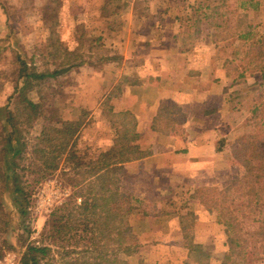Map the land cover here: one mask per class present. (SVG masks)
I'll return each mask as SVG.
<instances>
[{"label":"crops","instance_id":"obj_1","mask_svg":"<svg viewBox=\"0 0 264 264\" xmlns=\"http://www.w3.org/2000/svg\"><path fill=\"white\" fill-rule=\"evenodd\" d=\"M122 1L127 9L110 15L119 20L117 27L107 23L96 29L107 55L101 68L90 66L86 94L71 106L90 117L107 98L110 111L129 116L133 125V137L116 142L133 146L139 155L117 166V189L129 199V226L141 249L126 258L139 264L147 259L195 264L196 247L212 264L214 255L226 250L227 234L215 207L202 198L228 192L245 178L237 157L248 143L235 135L248 132L249 123L240 120L238 102L254 101L245 111L258 122L255 134L264 132V69L236 78L227 70L229 60L218 57L219 43L208 25L195 29L183 13L173 17L186 20L182 25L167 26L165 1ZM204 31L201 41L196 34ZM252 87H258L256 97ZM82 127L79 146L95 149V157L117 141L101 122Z\"/></svg>","mask_w":264,"mask_h":264},{"label":"rangeland","instance_id":"obj_2","mask_svg":"<svg viewBox=\"0 0 264 264\" xmlns=\"http://www.w3.org/2000/svg\"><path fill=\"white\" fill-rule=\"evenodd\" d=\"M163 1L166 2L164 4L166 7L163 5L162 7L167 9L168 21L165 23L167 26L182 25V22L186 20L180 19V21L173 17L185 13L186 19L190 20L188 25H193L195 29H201L203 25H208L211 28V38L219 43L217 55L219 58L229 60L226 66L227 70L236 78L241 72L246 73L250 69H254V65L250 66L248 62L251 54L255 53L256 57L259 50L263 52L260 63L262 60L263 62L259 65L264 66V0H183L184 4L178 3L179 0ZM153 5L156 4L153 2ZM214 6L219 7L217 13L222 16V21H227L229 28L225 26L226 23H222L225 25L220 27L221 29L214 26V22L220 24L216 18L212 19V16L217 15L211 13L210 9ZM138 8L142 12L145 4L139 3ZM125 9L127 6L122 0L119 3L117 0H102V2L101 0H0V130L3 129L4 134L10 130L4 121L3 106L12 94L18 75L19 67L16 55H20L21 60L33 66L39 73L57 72L53 78L32 81V85H22L23 78L18 82L19 87H24L15 101L28 98L38 105L34 111L35 115L32 116V122L28 125H19L21 131L19 136L24 147L21 153L14 158L17 164L15 172L18 175V184L29 198L25 216L20 214V207L16 204L6 202L4 212L7 215L8 226L3 233H0V261L6 258L9 264H21V257L27 245L46 248L43 256L38 255L39 264H64L70 257L77 255L80 257L83 254L85 257H96L97 252L89 245L87 246L86 242L74 245V241L77 239L74 236L71 238V235H75L74 231L65 230L55 235L53 228L62 223H58L56 219L65 213V211H56V207L67 203L66 208L70 209L74 205V200L76 205L80 203L77 201L79 197L75 193L81 188L82 183L79 181L82 177L75 174L78 170L74 168L75 164L81 166L82 163H87L90 158L95 157L97 153L93 148L84 149L83 146H79L78 139L82 126L93 120L101 122V128L105 124L104 128L113 137L112 140H117L113 144L133 137L132 131L129 130L130 119L117 117L116 114H113L109 109L107 98H103L99 109L90 117L87 111H84L86 115H82L80 111L71 106L79 104L82 93L86 94V80L91 78L90 66L101 68V60L107 55V49L101 47L100 40L99 43L95 42L97 27L102 28L107 23L111 27H117L119 20L116 17L110 18V15L114 13L117 15V11L121 12ZM208 15H211L209 20L206 19ZM239 20L242 21V26L238 25ZM55 21L57 23L53 24ZM236 24L239 27H236ZM246 24L251 26L252 36L244 41L238 38V34L244 31ZM205 35L204 31L202 35L197 33L196 37L202 41ZM64 49H67L70 54L67 55ZM65 58L71 60L73 65L59 66ZM251 60H254V63H259L258 58ZM79 63L80 66L76 65ZM252 89L253 92L250 95L256 97L258 87H252ZM251 102L254 101L245 99L238 102L241 111H243L240 114V120L245 118L249 125L248 132L239 135L236 133L237 138L235 139H246V143H248V137L251 134L258 133L260 130V127H256L257 120L255 118H251V120L250 114L245 111L251 108ZM69 108L74 110L70 114L68 113ZM60 119L61 121H80L81 125L78 127L74 150L77 158L69 161L66 159L69 156L61 158L59 168L50 172L44 169L38 153L34 149L38 145L37 137L40 131ZM20 121H23V118ZM50 136L55 137L54 134H50ZM101 136L103 137V134ZM57 143V141H53V145ZM40 146L46 147L45 144ZM1 161L0 152V168ZM53 180L60 183L68 194L58 200L60 203L48 206L45 203L51 195L49 182ZM235 190L236 187L229 190L230 195H227V199L223 201L222 198L226 194L225 189L217 191L213 195L215 214L219 220L228 219V211H230L236 218L233 224H237V226L225 239L226 247L224 248L226 250L218 251L212 259V264H264V241L257 243L256 248L251 246V242L257 238L260 226L264 229V201H261L259 210L253 204L248 205L246 197L235 198L238 193ZM80 194L85 195L86 191L83 190ZM120 196L114 209L117 236H121V231L126 229L128 232L127 244L131 245L134 251L139 244L129 226L130 215L133 212L129 208L131 205L128 197L122 193ZM236 208H242V211L235 210ZM221 209H225V213L222 214ZM226 209L228 210L226 211ZM55 211V216H52ZM117 236L115 234V237ZM110 237L112 239L113 234ZM230 238L234 239V243L236 241V247L230 243ZM105 241L107 240H103L102 243ZM106 244V248L102 252L105 260L112 257L113 247H115L111 241ZM193 249L194 253L200 254L196 247ZM136 251L141 253V249H136ZM118 258L126 260L127 264H139L127 259L124 254L119 253ZM199 258L202 260V264L208 263L201 255ZM147 261L149 260L147 259L143 263L151 264ZM100 264H104L102 259H100Z\"/></svg>","mask_w":264,"mask_h":264},{"label":"trees","instance_id":"obj_3","mask_svg":"<svg viewBox=\"0 0 264 264\" xmlns=\"http://www.w3.org/2000/svg\"><path fill=\"white\" fill-rule=\"evenodd\" d=\"M210 10L213 15L217 14L212 16V19L216 18V20L220 22V24L214 22V26L221 29L220 27L225 25L222 23H226L227 21H222V16L218 15L217 12L219 7L214 6ZM209 17L211 18V15L206 16V19L209 20ZM56 23L55 21L53 24ZM237 23L239 26L243 24L241 20ZM226 24L225 26L229 28V24ZM238 25L236 27H239ZM251 36V26L247 24L244 27V31L238 34V38L244 41L251 38ZM95 42L99 43V39H96ZM64 52L67 53V55L70 54L67 49H64ZM252 54L248 65H254V69L263 70L264 66L259 65L263 62L262 60L260 63L263 52L261 50L257 51L256 57L254 55L255 53ZM253 58H258L259 63H254V60H251ZM16 61L19 67L18 75L15 80L12 94L7 98L3 106L4 121L10 130L6 134H4L3 129L0 130V152L2 159V166L0 168V233H3L8 226L6 220L7 215L4 212L7 201L20 207L19 210L22 216L26 215L28 207L29 196L18 184V175L15 172L17 164L14 158L21 153L24 147L19 136L21 133L19 125H28L32 122V116L35 115L34 111L38 105L28 98L17 99L16 101L15 98L20 96L21 89H23L24 86L28 84L32 85V81H43L48 77L53 78L57 75L56 71L51 73L37 72L33 66L21 60L20 55H16ZM62 65L69 67L72 66L73 63L71 60L65 58L59 64V66ZM76 65L80 66L81 64L79 63ZM21 79L22 85L24 86L19 87L18 82ZM80 112L82 115H86L85 112ZM21 118H23V121H20ZM124 118H129V116L124 115ZM79 125H81L79 120L74 122L72 120L61 121L60 119L54 122L50 127H45L40 131L37 137L39 142L34 151L38 153L39 160L45 170L50 172L57 170L60 160L63 157L69 156L66 158L68 161L77 158L75 157L76 152L74 150L76 146L75 138L78 133ZM132 127L133 125L129 128L130 131H133ZM50 134H54L55 137L50 136ZM53 141H57L58 143L53 145ZM41 144H45L46 147L40 146ZM135 149L136 148L133 146H117V143H115L108 150L100 152L96 157L90 158L87 163H82L81 166L75 164L76 167L74 168L78 169L75 174L82 177L79 181V183H82L81 188L75 193V195L80 198V203L76 205V201L74 200V205L70 209L66 208L67 203L56 207V211H65V213L57 217L56 221L62 223L53 228L54 233L58 235L65 230L69 232L74 231L75 235H71V238L72 236H74V238L77 237L74 241L75 246L86 242L87 246L89 245V247L99 255L97 253L96 257H85L84 254L78 257L77 255L76 257H70L64 264H100V259L103 260L104 264H127L126 260L118 258V254H124L126 257L132 254L133 249L131 245L127 244L128 232H126V229L121 231V236H117V221L115 219L116 215L114 209L117 205V199L121 197L117 189L119 183L117 180V166L124 162L137 159L139 155ZM237 159L244 168L245 178L234 186V188L236 187L235 191L238 192L235 198L242 199L246 197V203L248 205L253 204L254 207L260 210L261 201H264V132L250 135L244 152L238 156ZM79 170H81L80 173ZM83 190L86 191L85 195L80 194ZM230 193V191L226 192L222 201L227 199L226 196L230 195ZM208 197H206V200L202 198V203L207 206H214L213 195L210 194ZM227 210L228 209H226V211ZM235 210L242 211V208H236ZM56 211L52 213V216H55ZM221 211L222 214L225 213V209H221ZM235 219L236 218L230 211H228V219H221L225 226L227 236L231 233V230L237 226V224H233ZM112 234L113 238L111 239L110 236H112ZM115 234L117 237H115ZM263 236L264 230L263 227L260 226L257 232V238L251 242V246L256 248L257 243L262 242ZM105 239L107 241L102 243ZM229 240L230 243L234 244V247L237 246L236 241L234 243V239L230 238ZM110 241L115 245V247H113V255L110 259L107 258L105 260V256H103L102 252H104L106 248L105 244ZM101 246L103 247L101 248ZM45 251V247L27 245L20 262L21 264H39L37 260L38 255L43 256ZM199 255L193 253L192 257L195 264H202ZM205 264L208 263L206 262Z\"/></svg>","mask_w":264,"mask_h":264},{"label":"built area","instance_id":"obj_4","mask_svg":"<svg viewBox=\"0 0 264 264\" xmlns=\"http://www.w3.org/2000/svg\"><path fill=\"white\" fill-rule=\"evenodd\" d=\"M49 187L51 188V195H49L48 199L46 200L47 203H45L48 206H53V204L60 203L58 200H60L61 197L67 196L68 194V192L66 193V190L61 187V184L55 180L49 182ZM77 201L79 202L80 198L77 199ZM0 264H9V261L4 258L3 261H0Z\"/></svg>","mask_w":264,"mask_h":264}]
</instances>
